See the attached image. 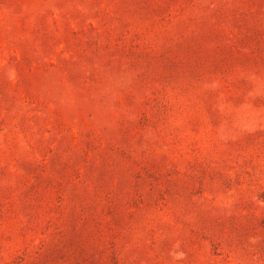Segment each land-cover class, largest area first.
<instances>
[{"label":"rangeland","instance_id":"rangeland-1","mask_svg":"<svg viewBox=\"0 0 264 264\" xmlns=\"http://www.w3.org/2000/svg\"><path fill=\"white\" fill-rule=\"evenodd\" d=\"M0 264H264V0H0Z\"/></svg>","mask_w":264,"mask_h":264}]
</instances>
